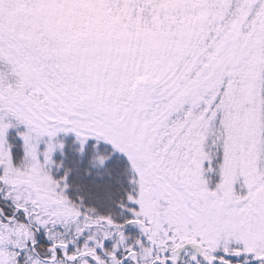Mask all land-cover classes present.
<instances>
[{
  "label": "snow or ice",
  "instance_id": "snow-or-ice-1",
  "mask_svg": "<svg viewBox=\"0 0 264 264\" xmlns=\"http://www.w3.org/2000/svg\"><path fill=\"white\" fill-rule=\"evenodd\" d=\"M0 264H264V0H0Z\"/></svg>",
  "mask_w": 264,
  "mask_h": 264
}]
</instances>
